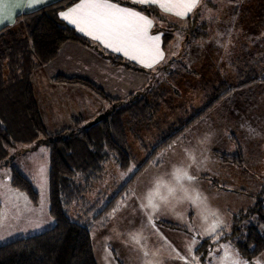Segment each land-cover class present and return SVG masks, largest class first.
<instances>
[{
  "label": "trees",
  "instance_id": "16d2710c",
  "mask_svg": "<svg viewBox=\"0 0 264 264\" xmlns=\"http://www.w3.org/2000/svg\"><path fill=\"white\" fill-rule=\"evenodd\" d=\"M72 1L56 0L24 12L16 16L14 25L0 28V153L15 146L4 124H13L24 134L30 130L25 139L28 142L36 134L41 136V142L48 150V211L54 219V224L42 232L0 245V264H95L90 240L93 224L106 220L117 197L155 151L168 146L184 129L200 121L221 102H227L232 108L254 88L264 86V0H238L229 13L231 21L226 23L227 31L233 34L231 38L219 40L221 46L217 52L210 56L204 52L198 55V46L196 52L194 49L183 50L190 53V67L184 66L183 51L178 52L152 71H158L154 76L158 80L137 92L122 98L112 97L89 79L54 75L52 81L83 86L109 108L102 111L103 118L90 126H85L86 121L82 118L72 117L70 125L53 133L47 132L30 78L34 70L57 55L63 43L90 45L58 15L59 10ZM198 23L195 14L184 33L183 44L189 46L190 39L207 37L206 24ZM164 39H168L167 35ZM99 51L113 65L143 70L118 55L103 49ZM159 111H163L159 116L164 127L157 130L153 146L147 143L145 134L149 131L148 125L157 124L153 118ZM170 111L176 112L175 116H170ZM189 114L191 116L187 118ZM232 141L236 145L232 153L215 151V154L222 164L241 167L244 165L242 144L236 139ZM145 149L151 152L116 194L109 196L104 188L93 192L92 184L101 182L102 178H99L108 160H113L118 169L124 170L131 157ZM10 183L24 191L32 201L36 200V191L17 167L11 166ZM211 184L217 186L215 181ZM261 188L264 191V178ZM251 216L255 221L241 226L242 219ZM159 223L167 228L184 230L172 222ZM227 239L234 242L239 254L247 260L264 249V205L261 200L233 213L227 232L200 241L195 254L201 263L212 244Z\"/></svg>",
  "mask_w": 264,
  "mask_h": 264
},
{
  "label": "rangeland",
  "instance_id": "374dc122",
  "mask_svg": "<svg viewBox=\"0 0 264 264\" xmlns=\"http://www.w3.org/2000/svg\"><path fill=\"white\" fill-rule=\"evenodd\" d=\"M237 1L206 0L202 3L198 10V21L206 24L208 35L205 38L201 36L190 39L192 44L189 46L182 42L193 17L186 21L174 22L179 25L171 23L173 21L170 20H163L161 23L164 24L165 31H175L174 37L172 36L168 43V54L173 56L190 49L196 52V46L198 55L204 52L203 54L210 56L217 52L221 46L219 40L223 36L221 29H227L226 23L231 21L228 19L229 13ZM174 26L177 28L172 29ZM232 34L230 32L226 37L231 38ZM227 44L230 45L231 42L227 41ZM81 47L86 52L64 50L58 60L55 56L54 62L53 59L50 60L34 70L31 75V88L47 132L53 133L70 125L72 117L67 114L69 107L66 105L74 109L76 105L73 102H83L65 101L67 97L74 98V88L60 91L48 84L52 90L46 95L45 85L39 81L50 77L51 74H59L62 70L73 74L76 70L82 77L93 79L107 95L114 96L116 93V97L121 98L158 80L154 78L158 71L152 73L155 69L141 68L143 70L138 71L121 65L116 66L95 49L96 47ZM222 51L224 53V48ZM65 52H68V57L64 56ZM189 55L190 53L183 51L184 66L190 67ZM76 56L82 59L84 57V63L73 60H79ZM87 62L93 67H85ZM104 65L103 79H99V68ZM107 66L119 75L114 82V92L107 89V81H113L108 79L110 73ZM261 92H264V87L260 90L254 88L232 108L227 102H221L222 104L209 110L199 122L184 129L168 146L155 151L150 161L137 172L117 197L114 208L106 215V220L93 224L90 240L95 264H230V260H224L226 254L231 259L246 261L247 264H264V249L251 260H247L239 254L231 239L212 244L203 263L194 253L202 239L228 231L233 213L248 208L257 199L264 205V191L261 188L264 178V93ZM89 93L95 98L92 101L85 94V106L91 107V104L96 107L97 101H101L102 108L108 110L109 107L102 99L91 91ZM48 96L53 97L52 104L57 105L56 109L49 108ZM83 112L84 115L80 117L87 120L85 123L95 117L88 120L87 112L82 110ZM162 112L159 111L153 118L157 124L147 126L149 131L145 137L147 136V143L153 146L155 142L152 141L158 133L157 130L164 127L159 116ZM169 113L170 116L176 114L171 111ZM77 114L73 117H79ZM190 116L191 114L187 118ZM4 127L9 130L15 146L6 149L4 154L0 153V245L42 232L54 224V219L48 211L47 147L41 142V136L38 134L32 141H25L31 133L30 130L24 134L22 130L17 131L13 124H4ZM232 139L242 144L243 151L248 153V159H243L244 165L241 167L222 164L215 154V151L232 153L236 147ZM150 152V149L138 150L124 170L118 169L113 160H108L99 178H102L101 182L92 184L93 192L104 188V192L107 191L109 196L116 194ZM11 166L17 167L30 181L37 193L35 201L24 191L11 185ZM177 170H180L181 174L187 172L193 179L178 181ZM211 181H215V188L210 185ZM157 184L160 185L158 195L155 194ZM169 189L173 191L170 193ZM150 194L153 203L159 206L158 211L148 206ZM161 197L166 199L162 200ZM156 220L174 221L185 226L191 234L163 228ZM254 221V217H247L242 219L241 226ZM214 224L217 225L215 231H211Z\"/></svg>",
  "mask_w": 264,
  "mask_h": 264
},
{
  "label": "snow or ice",
  "instance_id": "6c2138e0",
  "mask_svg": "<svg viewBox=\"0 0 264 264\" xmlns=\"http://www.w3.org/2000/svg\"><path fill=\"white\" fill-rule=\"evenodd\" d=\"M40 2L42 0H26L23 7L31 8ZM8 3L9 0H0V24H3L5 19L11 22V17L5 12ZM132 3L154 4L165 12L184 17L197 6L198 0H132ZM16 5L19 6V0H16ZM61 16L106 47L123 52L146 67H152L163 58V53L159 49V36L148 34L152 21L134 9L120 7L112 0H80L74 8L61 13ZM176 179L191 181L193 177L187 172L181 174L180 170H177ZM159 187L157 184L156 195L159 194ZM172 191L173 189H169L170 193ZM148 206L159 210V206L153 203L151 194ZM216 226L212 225L211 231H215ZM133 239L139 242L136 237ZM224 260H230V264H247L246 261L231 259L227 254Z\"/></svg>",
  "mask_w": 264,
  "mask_h": 264
},
{
  "label": "crops",
  "instance_id": "0c3cea01",
  "mask_svg": "<svg viewBox=\"0 0 264 264\" xmlns=\"http://www.w3.org/2000/svg\"><path fill=\"white\" fill-rule=\"evenodd\" d=\"M54 1H56V0H42V2L37 3L34 7L26 8V7H23V4L26 3V0H19V6L16 5V0H9V3L5 7V12H6V14H8L11 17V22H10L9 19H5L4 23L0 24V28L3 27V26H6V25H8V26L14 25L15 22H16V16H18V15L24 13V12H28V11L37 9L39 7H42V6L46 5V4L52 3ZM79 2H80V0H74L70 4L62 7L61 10H59L58 15L66 24L71 26L78 34L82 35L83 37H85L89 41L90 45L87 46V47H93L94 46V48L96 47L95 49H97V50L98 49L99 50L103 49L104 51L116 53V55L122 57L126 61H129V62L137 65L139 68H143V69L146 68V69H152L153 70L156 67H158L159 65H161L162 63H164L167 59H169L172 56V54L171 55L168 54V52L170 51L168 49V43L172 39V36L174 37L175 31L174 30H173L174 32L173 31L172 32L165 31L166 29H164V24H162L161 22L163 20H165V21H168V20L173 21L171 23H174L175 21H177V22L186 21L187 19H190L191 17H193L195 14L196 15L199 14L198 10L200 8V5L202 3H204V2H206V0H198L197 6L191 12L187 13V15H185L184 17H180V16H177L175 14L165 12L161 8L157 7L154 4H136V3H132V0H112L113 3L119 4L120 7L134 9V10L140 12L142 15L148 17L152 21V27L149 29L148 34H149V36H159V49L163 53V58L160 59L158 62H156L152 67H146L144 64L140 63L138 60H133V59L130 58V56H126L123 52H117V51H114L112 48L106 47L103 43H101L100 41H98L96 39H93L86 32L80 31L79 28L75 24L70 23L68 20H65L61 16V13L68 12L70 9L74 8L75 5L78 4ZM144 8H150L153 11L150 10L152 12H148ZM195 17L197 18V16H195ZM174 24L179 25L177 23H174ZM175 27L176 26H174L172 29H174ZM230 32H232V31H230V30L227 31V29H221V34L223 35L222 37H226L227 35L230 34ZM165 35H167L168 39H164ZM226 38H228V37H226ZM81 46H83V45H80V44H78L76 42H71V41L63 43L61 45V47L59 48L58 53H57V55L55 57L56 60H58V58H60V56L64 52V50H66V51L70 50L71 52L72 51H84L85 49H83ZM84 52H86V51H84ZM67 53L68 52H65V55H64L65 57L69 56V54H67ZM76 57H79V56H76ZM73 60H77L81 64L84 63V57H83V59L81 57H79V60L78 59H73ZM53 62H54V59H53ZM86 66L89 67V68L93 67L88 62L85 63V67ZM104 68H105V65L99 68V73L97 74V75H99L101 77L99 79H103ZM107 69H108V72L110 73L108 79H113L112 82L107 81V85H109L107 89L109 91H111V92H114L115 91L114 82H115V80H117V78H118L117 76H119V75H118V73L116 74L114 71H112V68L110 66H107ZM77 73H79V72L78 71L76 72V70H75V71H73V74H67L64 70H62V71H60L59 74H63V75H66V76H79V77H82L80 74H77ZM51 75H50V77H45L44 80H40L39 81L42 85L44 83V85H45L44 92H45L46 95L51 93V90H52V89L49 88V85L53 86L52 87L53 89L60 90V91H66L67 88H74L73 89L74 98L73 97H70V98L67 97V100H65V101H69V102H71V100L72 101H81V100L83 101L82 103H74L73 102V104L76 105L75 107H73L74 109H72L70 107V105H66L67 107H69L68 111H67L68 113L67 112L66 113L70 117H73V115H75L76 113H78L77 115H79V117H80V116L84 115V112L82 113V110H85L87 112V117H89L88 120H90V119H92V117H94V116L102 113V111H104V109L102 108V102L101 101H97L96 104H98V105H96V107H93L91 104H90L91 107L85 106V94H86L87 98H89L92 101L95 98V97H93V95H91L92 93H89L90 90L87 91L88 89H86L85 87L80 86L78 84H70L69 85V84H63L61 82H54V81L52 82V80H50V79L54 75L53 76H51ZM83 78L89 79L92 82H94L93 79H90L88 77H84L83 76ZM262 87H264V86H262ZM136 89H138V88H136ZM259 90H260V88H259ZM261 93H264V92H261ZM112 97H116V93ZM34 99H35V97H34ZM47 100H48L49 108H55V109L57 108L56 104H52L53 103V97L52 96H48ZM35 101H36V99H35ZM40 115H41V113H40ZM84 121H87V120H84ZM253 148H255V145H253ZM247 154L248 153L246 152V150L243 151V159L244 158H246V160L248 159V155ZM210 185L212 186L211 182H210ZM212 187H214V186H212ZM115 203H116V201H115ZM189 214H191V213H189ZM189 219H191V217H189ZM159 221H167V220H156V223H158V225H160L161 227L167 229V227L162 226L159 223ZM168 222H172V223L177 224L174 221H168ZM177 225H179V224H177ZM179 226L183 227L184 230H182V229H178L177 230V229H173V228H169V229L170 230L183 231L187 235L191 234L190 231L185 228V226H182V225H179ZM195 249H194V253H195Z\"/></svg>",
  "mask_w": 264,
  "mask_h": 264
},
{
  "label": "water",
  "instance_id": "95a60500",
  "mask_svg": "<svg viewBox=\"0 0 264 264\" xmlns=\"http://www.w3.org/2000/svg\"><path fill=\"white\" fill-rule=\"evenodd\" d=\"M103 114L102 113H100V114H98L97 116H95L91 121H88L86 124H85V126H90L91 124H94V123H96V122H98L101 118H103Z\"/></svg>",
  "mask_w": 264,
  "mask_h": 264
}]
</instances>
